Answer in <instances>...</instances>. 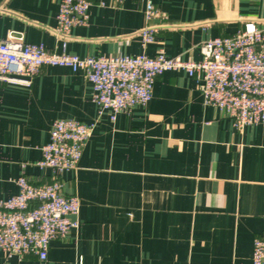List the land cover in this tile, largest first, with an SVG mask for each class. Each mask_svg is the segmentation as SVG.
I'll return each instance as SVG.
<instances>
[{
    "label": "crops",
    "instance_id": "crops-1",
    "mask_svg": "<svg viewBox=\"0 0 264 264\" xmlns=\"http://www.w3.org/2000/svg\"><path fill=\"white\" fill-rule=\"evenodd\" d=\"M62 0H0V37L86 56L202 59L200 45L245 21L264 27V0H152L167 19L148 21L147 0H92L88 24L55 33ZM158 25L156 41L140 31ZM197 79L169 70L151 101L100 113L82 70L43 66L30 87L0 80V199L17 178L41 185L57 175L39 165L54 122L95 123L76 170L60 175L81 201L80 227L51 241L48 258L0 249V264H253L264 231V125L236 129L204 104Z\"/></svg>",
    "mask_w": 264,
    "mask_h": 264
},
{
    "label": "built area",
    "instance_id": "built-area-1",
    "mask_svg": "<svg viewBox=\"0 0 264 264\" xmlns=\"http://www.w3.org/2000/svg\"><path fill=\"white\" fill-rule=\"evenodd\" d=\"M91 4L92 0H62L55 33L67 38L74 26L88 24ZM144 14L148 21L168 18L152 0H147ZM158 31V25L145 26L140 31L144 44L156 41ZM200 51L199 61L170 57L163 50L155 57L146 53L80 57L50 51L42 43L0 37V80L30 87L43 66L82 70L100 113L108 110L115 120L121 111L147 105L155 82L166 71L183 69L197 79L204 104L231 118L236 129L264 125V27L247 20L233 35L208 38ZM95 125L73 118L54 122L39 165L52 168L57 177L37 185L20 176L19 192L0 199V249L46 260L53 239L80 227V198L64 192L60 175L78 168ZM252 263L264 264V231L254 238Z\"/></svg>",
    "mask_w": 264,
    "mask_h": 264
}]
</instances>
